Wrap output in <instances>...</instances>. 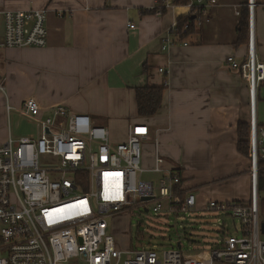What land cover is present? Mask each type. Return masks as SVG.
Returning a JSON list of instances; mask_svg holds the SVG:
<instances>
[{"label":"crops","instance_id":"1","mask_svg":"<svg viewBox=\"0 0 264 264\" xmlns=\"http://www.w3.org/2000/svg\"><path fill=\"white\" fill-rule=\"evenodd\" d=\"M247 1L218 0L204 10L197 31L182 39L174 28L189 13L186 4L160 15L152 12L156 0H0V9H49L47 46H0V79L7 90H29L45 113L63 104L89 114L115 141L128 138L131 122H146L153 136L146 154L158 143L166 166L181 169L200 206L209 200L248 201L254 192L252 161L238 151V124L251 123L254 114L264 124V82L254 100L250 82L226 60H246L254 38L264 62L263 3L251 13L250 41L236 44ZM146 85L165 88L159 112L143 118L136 88ZM29 97L19 98L18 105Z\"/></svg>","mask_w":264,"mask_h":264},{"label":"built area","instance_id":"2","mask_svg":"<svg viewBox=\"0 0 264 264\" xmlns=\"http://www.w3.org/2000/svg\"><path fill=\"white\" fill-rule=\"evenodd\" d=\"M217 2L188 0L186 5L196 18L199 10L204 12ZM249 2L254 13L255 0ZM176 4L177 0H156L154 8L161 14L162 9ZM48 13L47 7L0 9V46L46 47ZM202 19L203 14L195 22L200 24ZM166 48L167 44L163 50ZM226 60L250 82L255 100L264 82V62L257 57L254 38L246 60L239 62L234 55ZM159 71L165 72L163 68ZM1 95L9 138L0 145V264H264L258 193L264 124H258L255 114L251 122V200H209L200 206L198 195L186 188L180 168L166 166L158 143L146 154L145 144L153 139L146 122H131L128 138L115 141L107 126L96 124L89 114L71 112L63 104L53 106L49 116L35 97L15 107L2 79ZM15 109L21 117L37 121V135L11 136ZM145 173H154L156 179H146ZM151 207L156 215L168 211L190 216L205 209L232 216L239 221V234L225 230L211 250L190 256L185 255L181 240L178 248L163 255L155 246L120 247L108 231L109 219L135 209L150 211Z\"/></svg>","mask_w":264,"mask_h":264},{"label":"rangeland","instance_id":"3","mask_svg":"<svg viewBox=\"0 0 264 264\" xmlns=\"http://www.w3.org/2000/svg\"><path fill=\"white\" fill-rule=\"evenodd\" d=\"M155 13L158 14V11L156 10ZM161 14H163V9ZM187 15H193L191 9ZM7 93L12 98L11 102L18 107L17 101L29 97L30 92L27 89L15 88L11 91L8 89ZM14 97L17 100H14ZM13 111L15 115L10 128L11 136L13 138L34 136L37 131V121L34 118L21 117V113L17 109ZM51 113L52 111L45 113V116H49ZM6 119L5 101L0 96V145L9 138ZM245 158L250 159L249 157ZM251 161L252 158L250 163ZM144 177L156 179L154 173H145ZM156 191H158V185ZM109 224L108 231L115 236L120 247L146 246L152 248L155 246L154 249L160 255L172 248H178L180 240L185 255L190 256L199 251L211 250L225 230L229 233L239 234V221L237 219L205 209L195 210L190 216L183 212L173 214L168 211L156 215L153 207L150 211L135 209L122 215L113 216L109 219Z\"/></svg>","mask_w":264,"mask_h":264},{"label":"trees","instance_id":"4","mask_svg":"<svg viewBox=\"0 0 264 264\" xmlns=\"http://www.w3.org/2000/svg\"><path fill=\"white\" fill-rule=\"evenodd\" d=\"M179 4H187L188 0H177ZM250 2L247 1L240 11V22H239V36L236 44H248L250 41V17L251 9ZM264 4V0H255L256 7L260 4ZM156 8L152 10L153 13L156 12ZM203 9L199 10L197 16L203 14ZM166 10L163 9V13ZM196 16V18H197ZM195 16L184 15L180 17L177 21V25L174 28V33L180 38H185L189 34L196 32L198 28ZM188 25L187 30L184 32L185 26ZM147 65L144 64V72H147ZM164 88L165 86H141L136 88V101H137V111L139 117H153L155 116L163 105L164 99ZM251 123L240 121L238 124V151L245 157L251 159ZM179 173L182 174L181 169ZM258 193H259V209L261 217H264V159H258Z\"/></svg>","mask_w":264,"mask_h":264},{"label":"water","instance_id":"5","mask_svg":"<svg viewBox=\"0 0 264 264\" xmlns=\"http://www.w3.org/2000/svg\"><path fill=\"white\" fill-rule=\"evenodd\" d=\"M262 230H263V233H264V222L262 223Z\"/></svg>","mask_w":264,"mask_h":264}]
</instances>
